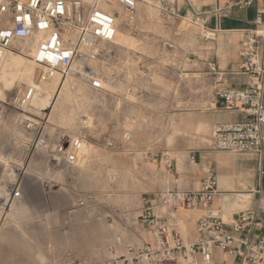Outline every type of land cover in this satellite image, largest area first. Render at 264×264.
I'll use <instances>...</instances> for the list:
<instances>
[{
  "label": "rangeland",
  "instance_id": "374dc122",
  "mask_svg": "<svg viewBox=\"0 0 264 264\" xmlns=\"http://www.w3.org/2000/svg\"><path fill=\"white\" fill-rule=\"evenodd\" d=\"M171 1H140L132 23L116 7V43L106 46L111 58L95 69L104 90L95 91L91 82L78 76L68 78L61 95L68 106L66 116L58 111L63 100L61 86L42 126L53 141L76 135L85 138L80 165L70 171H53L42 151L31 150L24 163L22 200L10 211L0 209V264H58L67 259L102 263L115 252L122 254L126 246L118 237L125 220L139 216L142 197L169 188L189 189L194 180L184 175L188 171L197 181L202 177L204 165L191 164L190 159L212 147L216 125L208 114L197 111L199 105L184 104L186 92L195 94L200 84L188 55H198L201 31L190 21L178 22L176 29L172 28V20L163 12L165 3ZM159 36L166 42L164 50L158 44ZM171 41L176 45L173 48ZM34 44H29V54H20L18 46L9 54L17 64L11 69L10 88L0 84V100H9L18 83L29 81L30 65L41 73L30 59ZM144 72L148 73L146 81L139 79ZM130 86L144 88L148 98L125 100ZM33 140L34 136L15 125L13 118L1 124L0 188L13 182L9 162L23 142ZM164 151L176 160L177 172L168 173L160 159L151 157ZM211 152L221 158L218 162L225 160L231 165L252 158ZM212 169L218 178L216 162ZM254 179L252 173L248 180ZM45 181L53 186L46 188ZM181 229L184 234L183 225Z\"/></svg>",
  "mask_w": 264,
  "mask_h": 264
},
{
  "label": "built area",
  "instance_id": "2783aa9c",
  "mask_svg": "<svg viewBox=\"0 0 264 264\" xmlns=\"http://www.w3.org/2000/svg\"><path fill=\"white\" fill-rule=\"evenodd\" d=\"M140 1L0 0V65L6 54L17 46H25L23 50L17 48L20 54H29V44L41 38L30 55L31 61L41 68L38 83H18L9 100H0V126L4 120L13 118L15 125L35 138L31 143L23 142L14 159L10 161L7 158L14 176L13 182L4 185L0 191V209L5 210L22 200L21 185L26 173L24 163L31 150L42 151L53 171H70L80 165L85 138L76 135L51 140L42 126L46 115L35 113L33 103L40 86L56 78L66 80L78 76L91 82L95 91H103L94 65L109 62L111 58L106 46L115 44L118 8L123 10L127 22L132 23ZM253 2L236 0L233 6L247 9ZM165 10L175 13L174 7L167 2ZM207 16L197 14L195 22L200 28L201 38L210 41L214 34L206 29ZM254 24L253 29L241 31L238 51L240 71L249 77L248 85L244 89L216 90V95L224 101L225 110L239 112L241 118L216 125L212 149L261 158L264 154V9L257 10ZM210 67L215 72L213 63ZM216 76L221 84L223 77ZM139 79L148 80V73L144 72ZM128 97L145 101L148 92L144 88L130 86L124 99ZM125 138L128 140V135ZM151 157L160 159L169 171L174 167V158L169 151L152 153ZM190 162L197 164L194 156ZM201 172L204 177L199 191L175 188L159 192L153 198L142 197L143 212L137 225L148 232L151 239L140 245L129 244L125 254L115 252L99 264H215L216 252L224 257H238L239 264H264L262 192H258L259 198L253 208L236 213L234 219L227 223L223 208L214 206L219 195L217 174L207 165ZM44 186L51 188L53 185L51 181H45ZM157 208L164 210L166 215L155 214ZM181 210L202 212L193 243L186 242L171 222ZM257 230L262 231L259 236H255ZM58 264L87 263L67 259Z\"/></svg>",
  "mask_w": 264,
  "mask_h": 264
},
{
  "label": "crops",
  "instance_id": "0c3cea01",
  "mask_svg": "<svg viewBox=\"0 0 264 264\" xmlns=\"http://www.w3.org/2000/svg\"><path fill=\"white\" fill-rule=\"evenodd\" d=\"M235 1L191 0L187 2V0H173L167 3L174 7L175 13L172 14L168 10L163 9L164 15L172 20L171 26L175 29V25L181 21H190L199 27L195 22L196 15H208L206 29L213 32L214 38L210 41H205L200 37L199 56L193 55L192 52L188 55L189 63L196 68L195 71H197V75L199 76L198 80H200V84L198 85V92L195 94L189 95L186 92L184 104L188 106L199 105L197 111L208 114V117H211L212 124L214 125L223 122H234L241 118L239 112H227L225 110L224 101L216 95V90L244 89L248 85L250 81L249 77L240 71L241 60L238 51L241 31L253 29L255 27L254 21L257 10L264 9V0H254L253 4L247 9L234 7L233 3ZM228 7L229 9H227ZM157 40L159 41L160 49L164 50L166 48L164 39L159 36ZM169 46L173 48L176 45L171 41ZM211 63L215 65V72L211 70ZM217 74L223 77L221 84L218 81ZM210 88L212 89V93L209 95ZM211 149L212 147L202 150L197 155V158L194 156L197 160L196 165H207L212 169V164L216 162L219 195L214 201V206L223 208L225 220L227 223H230L236 213L255 206L259 198V191L262 192V203L264 204V154L261 158L251 156L252 158L249 159H240L231 165L225 160L218 162L221 158H215ZM155 160L157 161L158 159ZM167 171L168 173L172 171L177 172L175 159L173 169ZM252 173L255 177L253 181L248 180ZM184 175L194 180V182H192L189 189L182 191H199L202 188L203 174L198 181L197 177L191 171L186 172ZM248 185L250 186L248 187ZM165 190H159L158 192L150 194L148 197L153 198L155 194ZM244 191L248 192V194H242ZM242 206L244 208L240 209ZM142 212L143 205L137 218L125 220L123 232L118 237V242L121 244L124 243L126 247L129 244L140 245L144 241L151 239V235L137 225V221L141 217ZM155 214L166 215V212L157 208ZM201 215V211L181 210L171 220L172 224L186 242L193 243L196 240V228ZM182 225L185 227L184 234L181 229ZM228 229L230 228L228 227ZM261 233V230H257L255 236H259ZM126 247L122 255L125 254ZM214 260L215 264H239L238 257H224L218 252L214 254Z\"/></svg>",
  "mask_w": 264,
  "mask_h": 264
},
{
  "label": "bare ground",
  "instance_id": "6f19581e",
  "mask_svg": "<svg viewBox=\"0 0 264 264\" xmlns=\"http://www.w3.org/2000/svg\"><path fill=\"white\" fill-rule=\"evenodd\" d=\"M40 40H41L40 37L37 38V40H36L37 42L33 46L31 55L34 52L35 47L39 43ZM11 52L12 51H10V52H8L6 54L5 58L3 59L1 65H0V84L1 83L4 84L5 87L7 86V88H10V87H8V85L10 84L9 80H10V77H11V75H10L11 74V69H12V66L14 65V63L16 62L15 61V57L9 56V54ZM15 64H17V63H15ZM97 68H98V65L95 64L94 65V69H97ZM26 69H27V67H26ZM76 69H77V67H76ZM39 76H40V70H38L37 67L30 65V67L27 70V75H26V77L28 78L29 81L28 82H20V83L36 85L38 83ZM66 80H60V78H56V79H54V80H52V81H50V82H48L46 84H42L40 86V88H39V90H40L39 91V95L36 97V99H35V101L33 103V107H34L33 111L35 113H42L43 115H46V116H47L48 113H51L52 109L54 107V104L57 101V95L59 93V90H60L61 86H63V84L66 82ZM65 86H66V84L62 88L60 96L62 95V92H63V89H64ZM0 92H1V90H0ZM62 99H63V97H62ZM58 104H59V102H58ZM58 111L60 112L61 116H66V114H68V106H67V104H66L64 99L60 100ZM2 189H3V187L0 188V191ZM12 206L13 205H11L10 207L8 206L7 210L10 211L12 209Z\"/></svg>",
  "mask_w": 264,
  "mask_h": 264
}]
</instances>
